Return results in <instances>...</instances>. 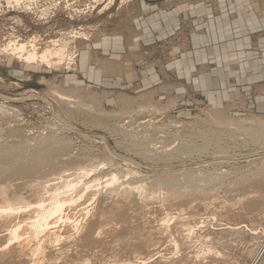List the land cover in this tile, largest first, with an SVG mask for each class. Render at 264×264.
I'll list each match as a JSON object with an SVG mask.
<instances>
[{"label":"rangeland","instance_id":"1","mask_svg":"<svg viewBox=\"0 0 264 264\" xmlns=\"http://www.w3.org/2000/svg\"><path fill=\"white\" fill-rule=\"evenodd\" d=\"M123 3L131 0H0V183L17 182L33 200L30 182L86 160L103 179L117 174L120 186L91 205L87 234L51 251L54 264H264V107H247L243 93L221 107L138 98L126 80L76 75L101 32L90 28L118 22ZM34 37L64 48L60 64L3 51ZM5 241L0 227V248ZM17 251H0V264H26Z\"/></svg>","mask_w":264,"mask_h":264},{"label":"crops","instance_id":"2","mask_svg":"<svg viewBox=\"0 0 264 264\" xmlns=\"http://www.w3.org/2000/svg\"><path fill=\"white\" fill-rule=\"evenodd\" d=\"M115 16L90 28L101 32L81 51L78 78L217 107L243 93L247 107H264V0H131Z\"/></svg>","mask_w":264,"mask_h":264},{"label":"bare ground","instance_id":"3","mask_svg":"<svg viewBox=\"0 0 264 264\" xmlns=\"http://www.w3.org/2000/svg\"><path fill=\"white\" fill-rule=\"evenodd\" d=\"M30 1L36 2L37 0ZM81 35L86 39L84 34ZM77 37L79 36H74V38ZM31 41L9 40L3 51L11 56H16L28 65L37 62L46 65L60 64L59 60L64 56V48H55L50 45L40 48L36 43V37ZM56 41L51 40L53 43ZM53 58L58 60L53 62ZM97 167L98 165H95L93 160H86L82 164H77L72 171L63 170L53 180L34 179L29 183L33 200H29L25 194L15 192L17 189H14L13 186L17 182L0 183V227L4 228L7 234V241L0 248L4 256L10 247L14 246L18 249L17 255L14 256L16 260H26V264H43L45 262L54 264L52 261H55L57 257H54V253L51 251L57 249V245L63 241L69 242L70 240L71 242L73 237L86 231L90 225L91 217L96 212L92 210L91 205L93 206L95 200L98 201L96 197L100 195L101 191L103 189L115 190L117 185L119 187L121 184L116 173H110L103 179V176H99ZM124 189L128 193L132 191L142 193L143 191L141 186H126ZM97 201L96 203H98ZM149 238L147 237L146 240ZM8 261L10 262L9 259ZM133 263L119 261L113 264Z\"/></svg>","mask_w":264,"mask_h":264}]
</instances>
